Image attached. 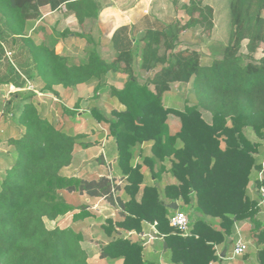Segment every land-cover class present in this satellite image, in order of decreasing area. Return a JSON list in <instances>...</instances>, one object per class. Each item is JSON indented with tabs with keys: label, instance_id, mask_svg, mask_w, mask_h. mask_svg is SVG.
<instances>
[{
	"label": "trees",
	"instance_id": "trees-1",
	"mask_svg": "<svg viewBox=\"0 0 264 264\" xmlns=\"http://www.w3.org/2000/svg\"><path fill=\"white\" fill-rule=\"evenodd\" d=\"M61 4L72 9L78 20L96 12L94 0H0L4 24L0 34L12 44L19 43L17 60L10 64L18 79L21 74L35 75L41 91L91 79L98 80V88L108 72L120 70L127 75L121 89H111L121 105L111 109L112 118L96 112L114 138L124 184L120 186L107 175L83 178L61 173L71 164L83 133L67 132L43 117L33 93L28 94L16 116L23 132L8 140L15 158L0 180V264H88L80 231L58 223L49 227L45 222L57 221L69 212L73 217L89 215L87 203L76 205L66 199L65 193L73 191L120 207L119 220L106 219L101 224L109 236L100 250L103 258H122V264H155L145 259L144 247L137 240L122 235L123 230L141 231L142 222L148 221L156 222L173 263L216 260L215 245L231 241L235 222L253 219L262 210L257 206L256 190L264 179L257 180L253 172L260 169L255 154L264 141V0H230L228 41L221 56L208 63L201 62L199 50L178 46L181 29L198 25L210 31L213 27L212 8L201 0H190L183 6L188 21L179 28L173 31L174 22L163 23L160 29L145 32L139 70L152 75L142 82L134 74L129 50L106 60L90 48L85 62L69 64L53 46L36 44L25 35L26 21L39 17L42 6L55 9ZM243 41L247 53L241 52ZM2 43L0 39V58L5 57ZM259 44L263 45L262 55L256 59L253 53ZM174 83L190 84L193 89L194 101H186L181 109L163 102ZM17 84L23 86L24 82ZM9 104L7 100L5 106ZM202 110L210 113V121L204 119ZM170 115L179 118L174 132L168 126ZM246 128L257 139L248 138ZM141 143H150L151 153L142 161L150 166L152 176L157 178L156 173L168 170L175 183L161 189L156 184L141 187L142 164H131L135 146ZM119 188L128 195L127 200L115 195ZM248 188H254L253 196L247 194ZM171 201L179 202V209L189 215L191 234L186 237L168 223L175 211L166 206ZM254 228L251 238L258 264H264V221Z\"/></svg>",
	"mask_w": 264,
	"mask_h": 264
},
{
	"label": "crops",
	"instance_id": "crops-1",
	"mask_svg": "<svg viewBox=\"0 0 264 264\" xmlns=\"http://www.w3.org/2000/svg\"><path fill=\"white\" fill-rule=\"evenodd\" d=\"M174 2L175 0H94L95 15L84 17L82 20H78L75 12L68 8L66 4H61L55 9L45 5L40 8L39 17L26 21L25 35L36 44L46 43L53 46L59 55L67 59L69 64L85 62L88 56L87 50L90 48H95L100 56L106 60L114 58L118 51L129 50L133 55L134 74L137 75V72L144 73L147 78L152 73L139 70L140 52L144 44L145 32L148 29H160L163 23L170 24L175 21L177 16ZM10 47L13 51L11 58L13 62V56L14 61L17 60L18 55L16 53L19 50V43H10ZM30 67L31 65L25 67L28 73ZM28 79L35 80L36 76H30ZM126 79L127 75L119 70L108 72L98 88L96 86L98 80L91 79L86 83L72 87L55 85L51 90H42V96L37 98L36 101L40 114L50 121L59 122L57 126L63 127L67 132L83 133L82 138L77 141L78 145L74 148L71 164L64 167L66 170L71 169V173H64L65 175L83 178L107 175L120 186L124 184L125 175L121 173L117 165L114 138L108 135L105 128L106 123H103L105 126L102 124L105 133L96 131L95 125L101 123L96 112L100 115L102 113L108 115L111 109L121 107L118 100L111 94V89L108 92L107 88L113 86L115 89H121ZM20 81L22 80L15 75L10 61L6 57H1L0 180L4 171L10 167L15 158V150L8 140L9 138L18 137L23 132V127L16 116L22 104L21 100L30 93L25 90H11L12 86L15 88L25 86V83L23 86L17 84ZM116 81L119 83L115 84ZM184 84L174 83L171 85L170 90L163 95V102L166 106L178 109L184 107V101L182 103L179 101V97L183 95L181 86ZM89 91L92 92L89 93ZM14 93L19 96H13ZM6 96L7 99H5ZM7 100H10V104L5 106ZM83 108L87 109L82 112L79 111ZM8 110L12 114L10 118H8V114H5ZM79 114L86 117V126L80 121L79 117L81 115ZM168 126L169 130L174 132L178 129L179 123L171 126L168 122ZM81 143H84V145ZM76 148H78L77 151ZM100 153L103 157L100 156ZM150 153V143L138 144L135 146V153L131 160L133 165L136 163L142 164L141 171L144 175V182L141 187L144 184H156L161 189L166 184L175 183L176 179L171 176L168 170L156 173L157 178L152 176L153 171L150 166L142 161L143 157L150 155ZM91 155L94 157L99 155L100 163L98 165L93 163ZM260 155H263V153L260 154L259 152L257 156ZM258 157H256L257 161ZM168 166L169 161L167 162V168ZM253 174L255 176V172ZM253 189L248 188L247 194L253 196ZM141 193L142 188L137 193V200H139ZM115 195H119L123 200L128 198L123 188H119ZM65 197L72 204H88V216L81 218L73 217L71 214L73 227L75 225L78 227H74L75 229L81 232V229L85 228L84 223H87L86 229L91 232L88 238L83 236L84 234L81 232L83 236L82 245L88 254V264H92L91 261H94L95 264H122V258L106 259L100 256V249L107 242L109 236L104 232L101 225L104 220L99 222V227L94 226L96 220L101 218L98 214L103 215L104 212L118 211V218L105 217L113 221L119 220L121 218L120 207L117 204L109 203L104 198L92 199L76 191L65 193ZM177 203L179 205V202ZM91 210L94 211L92 212L95 213L94 215L91 214ZM207 219L217 223L216 220L209 217ZM263 221L264 209L259 211L253 219L235 222L230 236L231 241L215 245L219 257L209 264H258L257 247L253 243L251 232L254 231L256 225H261ZM122 235L137 240L144 247L146 260L155 264H175L171 260L170 251L163 247V236L159 235L156 225L153 227L152 222L143 221L141 231L123 230ZM239 236L247 242V248L244 254L235 256L232 251L235 240ZM92 239L99 242L96 243ZM222 252L225 253L222 254ZM237 257L239 258L237 259Z\"/></svg>",
	"mask_w": 264,
	"mask_h": 264
},
{
	"label": "rangeland",
	"instance_id": "rangeland-1",
	"mask_svg": "<svg viewBox=\"0 0 264 264\" xmlns=\"http://www.w3.org/2000/svg\"><path fill=\"white\" fill-rule=\"evenodd\" d=\"M201 2H202V4H207V5H209L212 8V23H213V27L210 29V31H206L205 29H203L201 26H198V25H195V26H193L191 28H188V29H181L180 32H179V39H178L179 45L178 46L179 47H189V48H192V49L199 50L200 53H201V62L202 63H208V62L211 61V59L218 58V57L221 56L222 49H223L224 45L227 43V41H228L230 30H231V20H230V10H229V2H230V0H201ZM189 3H190V0H175L174 4H175V8H176V16L177 17H176V19H175V21H174V23L172 25L173 26L172 27L173 31L176 29L177 26L179 28L180 24H183V23L188 21L189 16L186 15V13L184 12L183 6L188 5ZM2 26H4V24H3L2 18L0 17V33L3 31V27ZM6 37L7 36H3L2 37V34H0V39L3 42L2 44H3L4 48H5V50L8 51L10 54H12L13 51H12V49L10 47L9 39L8 40L4 39ZM245 43H246V41H243V43H242L243 45L241 47V52H243V53H247V50H246V47H245ZM262 48H263V45L259 44V47L257 48L256 52L253 53L254 58L257 59V58H259L262 55ZM13 59H14V56H13ZM12 64L14 65V63H12ZM24 76H26V75H24ZM136 76L139 78V81H141V82L146 79L144 73L137 72ZM21 79H22V82L26 83V81L23 78V76H21ZM30 82H32L33 86H35V89L40 91L39 90L40 87H39V85H37V81L30 80ZM117 83H119V82L116 81L115 84H117ZM113 88H115V87L112 86L111 88H107L108 92L110 91V89H113ZM25 91L29 92V93H33V95H34L33 99L35 100V102L37 101V98L42 96L40 94H37V93L33 92L32 90H25ZM174 91H175V89H174ZM181 91H182L183 95H181L179 97L180 103H182V101H184L183 104H185V100L187 102H189V103H192L194 101L195 98H194V94H193V89H192L190 84L189 85H186V84L182 85L181 86ZM91 92L92 91H89V93H91ZM8 96H9V93H8ZM7 98L8 97L6 96L5 99H7ZM86 109L83 108V109H80L79 111L82 112V111H84ZM2 114H4V113H2ZM202 114H203V117H204V119L206 121H210L211 115H210V113L208 111L202 110ZM8 115H9L8 118H10V116L12 114L8 113ZM79 115H81V114H79ZM101 115L103 116V118H112L111 117V113H109L108 115H105V114L103 115V113H102ZM79 119L82 122V124L84 126H86V117L81 115L79 117ZM98 120H99V118H98ZM99 121L101 123H99V124L96 123V125H95V128H97L96 131L105 133L106 131L105 132L103 131V130H105V128L108 131V125L106 124V127L104 128L105 125L103 123H105V122H103L101 120H99ZM168 122L171 124V126L175 125V124L179 123V118L177 116L170 115ZM57 123H59V122H57ZM245 133L248 136V138H250L251 140L257 139V137L251 131V129H247L246 128L245 129ZM77 150H78V148H76V151ZM259 152H260V154L263 153V155H260L258 157L257 155L259 154ZM100 156H102V153H100ZM255 156L258 157V161L256 160V163L259 164L260 160L264 156V141H263V143L260 144L259 150L255 154ZM91 157L93 158L92 160H93V163L95 165H98L100 163L99 155H98V157H94L93 155H91ZM69 172L71 173V169L66 170V168H63L61 170V173H63V174L64 173H69ZM255 175H256L257 180H260L257 171H255ZM261 177H262V179H264V171H263ZM92 212H94V211L91 210V214H93ZM71 214H72V212H69V213H67V214H65L63 216H60L57 221L46 220L45 222H46L47 226H49V227H53L55 223H58L61 226H64V225H72L73 226V224H72L73 220L71 218V216H72ZM102 214L103 215L98 214L101 218L98 219L99 221L96 220V224L94 226L99 227L100 226L99 222L103 221V220L105 221L107 219L106 217L113 218V219L114 218H118V211L104 212ZM84 225H85V228L81 229V232H82V234H84L83 236H86V238H88V236L91 235V232L90 231L88 232L87 229H86L87 223H84ZM74 227H76V225ZM76 228H78V227H76ZM92 241H94L96 243L99 242L98 240H93V239H92ZM107 241H108V239H107ZM94 258H96V257L94 256ZM238 258L239 257H237V259ZM90 263L95 264L94 261H91Z\"/></svg>",
	"mask_w": 264,
	"mask_h": 264
},
{
	"label": "built area",
	"instance_id": "built-area-1",
	"mask_svg": "<svg viewBox=\"0 0 264 264\" xmlns=\"http://www.w3.org/2000/svg\"><path fill=\"white\" fill-rule=\"evenodd\" d=\"M5 57L10 61V63H13L11 58L12 54H10L8 51L5 50ZM23 78L25 79L26 83L25 86L21 88H15L12 86L11 90H32L33 92L42 95L41 91H38L35 89V86H33L32 82H30V79L23 74H21ZM260 169L257 170V173L259 175V179L262 180V173L264 171V156L259 162ZM256 201H257V206L261 207L262 209L264 208V185H261L257 190H256ZM168 223L169 225L174 228L177 233L180 236L186 237L191 234V221L189 218V215L180 209H177L173 211L169 216H168ZM156 225V222H152V226L154 227ZM247 248V242L239 236L234 243L233 246V255H242L245 253Z\"/></svg>",
	"mask_w": 264,
	"mask_h": 264
},
{
	"label": "water",
	"instance_id": "water-1",
	"mask_svg": "<svg viewBox=\"0 0 264 264\" xmlns=\"http://www.w3.org/2000/svg\"><path fill=\"white\" fill-rule=\"evenodd\" d=\"M166 206L168 208H170L171 210H177V209H179V205H178V203L176 201H171V202L167 203ZM224 253L225 252H222V254H224Z\"/></svg>",
	"mask_w": 264,
	"mask_h": 264
}]
</instances>
